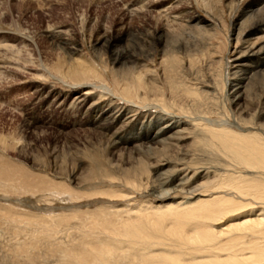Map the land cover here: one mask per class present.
Instances as JSON below:
<instances>
[{"label": "rangeland", "instance_id": "obj_1", "mask_svg": "<svg viewBox=\"0 0 264 264\" xmlns=\"http://www.w3.org/2000/svg\"><path fill=\"white\" fill-rule=\"evenodd\" d=\"M262 1L0 0V264H55L62 255L67 261L71 251L79 250L77 245L93 237L102 239V235L84 238L88 230L97 234V222L91 216L97 215L99 207H123L155 198L152 194L141 197L143 188L129 199L95 194L105 189L126 190L125 178L139 183L150 178L149 183L158 184V178L151 173H155L152 163L161 145L144 143L137 150L130 142L112 144V130L103 131L102 126L92 125L88 121L91 116L70 103L73 96L91 89L89 102H97L98 98L99 104L106 103L104 107L110 106L114 113L129 110V115L137 117L146 110L156 114L161 104L154 100L163 94L167 114L173 118H186L187 114L191 123L218 121L231 115L234 118L239 108L232 101L231 87L237 81L234 65L250 69L251 59L244 56L245 52L239 55V49L246 45L257 49L264 40V30H251L255 18L264 16V10L250 13ZM194 14L206 22L194 20L193 27L188 26L186 20ZM160 27L165 31L162 41H157L154 31ZM171 57L176 61L171 62ZM127 66L136 73L145 74L147 70L143 76L149 81L159 78L155 84L150 82L158 85L157 89L152 88L158 92L152 90L147 99L136 98L134 93L121 98L113 69H131ZM170 66L176 75L170 70L163 74L164 68ZM263 76L264 71L259 75L262 83L245 92L242 97L246 100L240 103L241 107L246 105L241 117L253 122L264 101ZM89 84H107L114 96L100 97V89L86 88ZM188 88L200 94H188ZM191 130L193 136L196 130ZM203 136L198 134L195 142H190L192 138L181 142L177 151H170L169 155L174 153L171 161L175 160L171 165L180 162L209 168L230 161L215 139L205 145ZM262 213L259 208L244 210L213 226L225 229ZM56 214H60V219L53 218ZM50 232L51 238L47 235ZM54 237L57 241L62 238L64 244L57 243ZM42 238L47 240L41 243Z\"/></svg>", "mask_w": 264, "mask_h": 264}, {"label": "bare ground", "instance_id": "obj_2", "mask_svg": "<svg viewBox=\"0 0 264 264\" xmlns=\"http://www.w3.org/2000/svg\"><path fill=\"white\" fill-rule=\"evenodd\" d=\"M175 5L177 8V4ZM261 10H264V1L250 13ZM261 14H264L263 11ZM176 16L174 17L176 18ZM256 18V21H253L251 30L263 31L264 16L261 15ZM194 20L198 23L201 21L206 22L205 18L194 14L186 20L187 25L193 27L191 21ZM206 25L210 24L206 23ZM164 31L162 27L154 31L157 41H162ZM53 33L49 35L52 36ZM10 47L9 45L7 49H10ZM4 48L6 49V47ZM245 48L248 49L244 51ZM239 50V55L245 52L244 56L250 58L251 62L249 63L250 69L247 70L234 65L236 70L234 74L237 81L231 87L233 93L232 101L239 107L237 110L234 109L237 111L234 114V118L231 115L232 117L220 118L218 121L206 119L204 122L198 120L192 123V119H186L188 118L187 114H185L186 118H181V116L173 118L167 114V103L162 98L163 94L160 97L157 96L158 99L154 100V102L159 101L161 104L158 106L160 109L157 110L158 112L156 111L157 113L155 112L156 114L146 110L144 114L137 117L133 116L134 114L129 115V110L120 114L114 113L110 106L104 107L106 103L104 105L99 104L98 98L97 102L96 100L89 102L87 97L91 89H86L83 93L73 96L70 103H74L75 106L82 109L83 113L91 116V120L88 121H91L92 125L95 126L97 124V126H102L100 129L103 131L111 132L112 130V144L121 146L123 143L130 142L137 150H141L140 145L143 146L145 145L144 143H155L157 145L159 143L161 145L160 151L156 154L154 153L155 155L153 154L156 156L155 162L152 163L155 173H151L155 175L153 177L158 178L156 180L159 182L158 184L149 183L148 180L150 178L148 180L145 178V182L139 183L133 180L134 178H125L126 190H121V188L119 190H96V195L105 194L109 197L119 196L129 199L130 195L136 191L139 193L138 190L143 188V191L140 193L141 195L139 194L141 197H149L152 194L155 198L151 200L143 199L131 205L123 204V207L117 204L99 207L96 211L97 215L95 217L94 215L91 216L94 222H97L95 223L97 224V234L94 231L89 232L88 230L84 238H87V235H89V238L95 235L99 238V235H102V239H95L93 237V240L90 238V241L81 242L82 245L78 243L79 250L73 249L75 251L69 253L67 261H64L67 257L62 255L61 250L62 256L55 264H264V101L262 102V106H260L255 122L250 121L249 117L248 119L241 117L243 109L246 106L242 105L241 107V104L246 100L242 95L245 92H249L255 85L262 83L259 81L261 80L259 79V75L263 74L264 71V40L257 49L246 45L242 46ZM170 59L171 62L176 61L174 57ZM132 61L134 62V60ZM119 63L125 66L122 61H119ZM166 67L163 71L164 75L169 72L173 73V66H170V68ZM128 68L131 69H126L125 71L113 69L115 87H121L120 93L122 96L120 95V97H130L131 93H134L136 98L147 99L150 97V93L152 90L154 91L152 88H155L156 85L154 86L150 83L153 81H149L146 76V79L144 78L143 75H146L147 70L143 74L142 72L136 73L132 67ZM168 70L170 71L168 72ZM155 82L153 83L155 84ZM95 86H97V89H100V97L106 94L114 96V91L107 84ZM95 86L89 84L86 88L93 89ZM157 86L156 89L158 88ZM146 90H148L147 93ZM186 92L196 96L200 94L190 88L186 89ZM226 95L228 96L229 93ZM127 99L128 97L125 98V101ZM152 107L156 109L155 106ZM231 119H234L233 123H231ZM192 127L194 131L196 130L193 136H191L192 130L190 131ZM127 129L135 131L136 134L129 133ZM198 134L204 135L203 141H205V145H209L208 141L213 142L215 139L226 150L230 161H225L222 165L220 163V167L212 166L209 168L207 166L192 167L180 162H176L177 165H171L175 160L171 161L170 155L174 153H170L169 155V152L177 151L175 148L179 147L181 142H186L192 138L194 139L190 140V142H195ZM146 147L150 151L151 146L147 145ZM178 159L181 160L180 157ZM182 159L184 158L182 157ZM168 167L170 168L167 169ZM108 183L114 185L110 181ZM6 199L8 200V198ZM12 201H14V198ZM13 204L15 205V203ZM254 208H259L263 213L255 218L244 219L240 223L229 224L225 229H214L213 225L226 216L244 210L252 211ZM55 217L57 220L60 219V214L53 216V218ZM61 218L63 217L61 216ZM83 218L85 219V216ZM88 218L90 217L88 216ZM51 233L47 235L50 237L52 236ZM81 237L79 238L80 240ZM46 238L48 239V237ZM47 239H43L41 243ZM61 239L58 241L64 244ZM33 240L35 242L38 241L36 239ZM54 240L52 241L54 242ZM58 241L56 238L57 243ZM30 242V240L27 243L23 242L20 248H23ZM17 245L19 246V244ZM30 248L29 251H31ZM63 253L67 255L66 251Z\"/></svg>", "mask_w": 264, "mask_h": 264}]
</instances>
